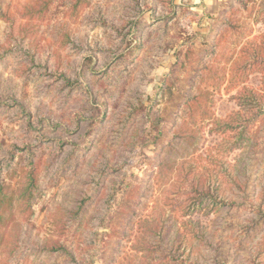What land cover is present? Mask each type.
Wrapping results in <instances>:
<instances>
[{"label": "rangeland", "instance_id": "1", "mask_svg": "<svg viewBox=\"0 0 264 264\" xmlns=\"http://www.w3.org/2000/svg\"><path fill=\"white\" fill-rule=\"evenodd\" d=\"M210 1L0 0V264H264V0Z\"/></svg>", "mask_w": 264, "mask_h": 264}, {"label": "trees", "instance_id": "2", "mask_svg": "<svg viewBox=\"0 0 264 264\" xmlns=\"http://www.w3.org/2000/svg\"><path fill=\"white\" fill-rule=\"evenodd\" d=\"M245 102H247L246 104H248V105L254 104L253 107H255V108H250L251 111H254V113H252V115L250 117V120L252 122H254L256 119L259 118L260 115L263 114L264 110L262 109L263 110L262 111L260 109L259 105L258 104L256 105V103H258V101L255 98L250 99L249 102L248 101H245ZM222 126H223L224 130H227V131H229L231 128H233L232 121H224ZM227 131H223L221 133L224 134ZM1 190H2V188L0 187V193H1ZM191 192H196L195 194L200 198V200H201L200 202H204L205 200H208L209 198L212 197L208 187H205L203 189V187L195 186L194 188H192L189 191V193H191ZM1 202H2V200L0 198V206H1ZM219 203L225 205L224 204L225 202H223V201H219ZM253 206L255 207V205H253ZM256 210H258V212H259L260 211V207L257 206ZM72 260H75V259L72 258Z\"/></svg>", "mask_w": 264, "mask_h": 264}, {"label": "crops", "instance_id": "3", "mask_svg": "<svg viewBox=\"0 0 264 264\" xmlns=\"http://www.w3.org/2000/svg\"><path fill=\"white\" fill-rule=\"evenodd\" d=\"M198 1H200V0H194V3H197ZM223 0H213V4L214 3H217V5H218V3H221ZM212 1H210V0H203V4L205 5V6H208L207 7V9H210L209 7H210V3H211ZM214 5H216V4H214Z\"/></svg>", "mask_w": 264, "mask_h": 264}]
</instances>
